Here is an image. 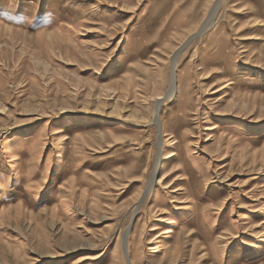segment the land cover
<instances>
[{
	"label": "rangeland",
	"instance_id": "1",
	"mask_svg": "<svg viewBox=\"0 0 264 264\" xmlns=\"http://www.w3.org/2000/svg\"><path fill=\"white\" fill-rule=\"evenodd\" d=\"M214 1L0 0V264H264V0Z\"/></svg>",
	"mask_w": 264,
	"mask_h": 264
},
{
	"label": "bare ground",
	"instance_id": "2",
	"mask_svg": "<svg viewBox=\"0 0 264 264\" xmlns=\"http://www.w3.org/2000/svg\"><path fill=\"white\" fill-rule=\"evenodd\" d=\"M221 1L222 0H215L214 1V5H213V8L211 9V11L209 12L208 16H207V19H206V22L204 24V29H207L209 26H211L214 22V17L217 16L218 14V10L220 8V5H221ZM217 29V28H216ZM221 29V28H220ZM202 30V29H201ZM200 31V30H199ZM202 32V31H201ZM181 48V47H180ZM178 52L179 51H176L173 56H172V62H171V65H172V74H171V77H170V80H169V87L167 88L166 90V97H170V96H174V95H177L179 93H183V92H180L182 89H183V86L182 85H179L178 84V66H177V55H178ZM165 99V97H164ZM156 110V117H155V121L158 125V128L160 131H163V125L164 123L162 122V119H161V116H160V111H161V101L158 102L157 106L154 108ZM154 110V111H155ZM161 138V137H160ZM158 151H157V162H156V165H155V169H154V173L155 174L157 172V169H158V166H159V160L161 158V155H162V143L160 144V140L158 142ZM154 177V176H153ZM154 179L151 178L146 189L144 190L141 198L150 190L153 188V185H154ZM140 198V199H141ZM138 211V210H137ZM127 243V242H126ZM125 243V246H124V249L125 250V253L127 255V258L129 257V253H128V250H129V246H128V243L126 244ZM131 261V260H130Z\"/></svg>",
	"mask_w": 264,
	"mask_h": 264
},
{
	"label": "crops",
	"instance_id": "3",
	"mask_svg": "<svg viewBox=\"0 0 264 264\" xmlns=\"http://www.w3.org/2000/svg\"><path fill=\"white\" fill-rule=\"evenodd\" d=\"M236 1V0H235ZM255 1V0H254ZM222 2H223V0L221 1V5H222ZM221 5H220V7H221Z\"/></svg>",
	"mask_w": 264,
	"mask_h": 264
}]
</instances>
